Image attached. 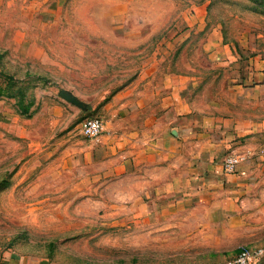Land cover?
<instances>
[{
    "label": "rangeland",
    "instance_id": "374dc122",
    "mask_svg": "<svg viewBox=\"0 0 264 264\" xmlns=\"http://www.w3.org/2000/svg\"><path fill=\"white\" fill-rule=\"evenodd\" d=\"M214 31L244 57H264V0H0L1 253L49 264H226L243 247L264 248V138L239 153L249 177L235 212L214 224L227 229L153 238L110 229L93 214L82 220L76 182L49 180L61 128L86 140L85 119L101 118L98 106L144 63L159 53L179 68L203 64Z\"/></svg>",
    "mask_w": 264,
    "mask_h": 264
},
{
    "label": "crops",
    "instance_id": "0c3cea01",
    "mask_svg": "<svg viewBox=\"0 0 264 264\" xmlns=\"http://www.w3.org/2000/svg\"><path fill=\"white\" fill-rule=\"evenodd\" d=\"M200 53L205 63L199 65L179 68L157 59L159 53L144 63L98 106L104 123L98 142L61 128L49 148L56 159L49 180L77 183L82 220L95 217L107 228L149 238L228 228L214 224L235 212L251 162L233 175L223 173L222 162L229 153L255 152L264 138V57L255 49L244 57L216 31L207 33ZM50 114L60 118L67 110ZM69 192L63 189V196ZM0 264L49 259L0 252Z\"/></svg>",
    "mask_w": 264,
    "mask_h": 264
},
{
    "label": "built area",
    "instance_id": "2783aa9c",
    "mask_svg": "<svg viewBox=\"0 0 264 264\" xmlns=\"http://www.w3.org/2000/svg\"><path fill=\"white\" fill-rule=\"evenodd\" d=\"M104 133L103 121L91 116L85 119L82 126V134L87 141L98 142ZM244 156L229 153L222 162V171L226 175L236 173L238 166L243 162ZM264 262V248L250 249L243 247L226 264H262Z\"/></svg>",
    "mask_w": 264,
    "mask_h": 264
},
{
    "label": "water",
    "instance_id": "95a60500",
    "mask_svg": "<svg viewBox=\"0 0 264 264\" xmlns=\"http://www.w3.org/2000/svg\"><path fill=\"white\" fill-rule=\"evenodd\" d=\"M62 97L64 98V99H66L67 101H69V102H71V103H74V104H77V102L75 101V99L74 98H72V97H70L69 95H67V94H62Z\"/></svg>",
    "mask_w": 264,
    "mask_h": 264
}]
</instances>
